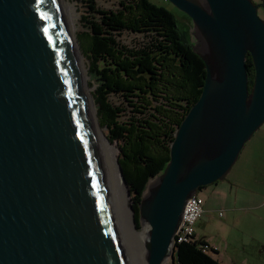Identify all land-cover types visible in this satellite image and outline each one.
Returning <instances> with one entry per match:
<instances>
[{
    "label": "water",
    "instance_id": "obj_1",
    "mask_svg": "<svg viewBox=\"0 0 264 264\" xmlns=\"http://www.w3.org/2000/svg\"><path fill=\"white\" fill-rule=\"evenodd\" d=\"M167 1L191 19L206 78L138 205L139 253L118 211L63 1L0 0V264H165L188 199L224 181L264 124V2ZM135 213L132 203L139 231Z\"/></svg>",
    "mask_w": 264,
    "mask_h": 264
},
{
    "label": "trees",
    "instance_id": "obj_2",
    "mask_svg": "<svg viewBox=\"0 0 264 264\" xmlns=\"http://www.w3.org/2000/svg\"><path fill=\"white\" fill-rule=\"evenodd\" d=\"M118 3L116 9H105L97 0H87L90 15L78 41L95 85L99 124L117 144L141 229L138 205L150 180L170 159L176 129L201 94L206 65L194 51L191 26L172 9L152 0ZM124 34L132 35V41H124ZM246 65L251 90L250 55ZM205 244L211 246L205 236L176 243L173 264H224L211 254L217 249L211 247L209 253Z\"/></svg>",
    "mask_w": 264,
    "mask_h": 264
},
{
    "label": "rangeland",
    "instance_id": "obj_3",
    "mask_svg": "<svg viewBox=\"0 0 264 264\" xmlns=\"http://www.w3.org/2000/svg\"><path fill=\"white\" fill-rule=\"evenodd\" d=\"M63 1L72 6L71 15L68 17L80 47L78 35L86 28V18L90 15L87 0ZM152 1L172 9L180 17L182 23L192 27V22L187 20L182 12L169 1ZM97 2L101 8L105 9H116L119 4L118 0H97ZM258 13L264 18L262 7L259 8ZM122 38L127 43L132 41V35L124 34ZM81 54L87 69L88 90L92 94L95 85L89 76L87 60L82 51ZM101 128L107 136L106 128ZM253 141L246 142L248 144L241 151L240 159L224 180V184L231 191L223 202L214 199L210 191L211 188H209L212 184L198 192L206 201V212L195 226L196 237L205 236L209 244L218 250V253L213 255L224 264H264V182L261 183L250 178L256 176L257 171L255 163L252 164L251 161H247L249 145L251 146ZM113 144L117 146L116 142ZM222 203L225 206H230L231 210L222 208L223 212L220 214L221 208L219 206H222ZM138 230L141 231L142 226ZM142 251L140 250L139 253ZM174 261L175 256L173 255L166 264H173Z\"/></svg>",
    "mask_w": 264,
    "mask_h": 264
},
{
    "label": "bare ground",
    "instance_id": "obj_4",
    "mask_svg": "<svg viewBox=\"0 0 264 264\" xmlns=\"http://www.w3.org/2000/svg\"><path fill=\"white\" fill-rule=\"evenodd\" d=\"M63 4L66 8L67 15L70 17L72 6L69 5L67 2H64V1H63ZM69 20H70V18H69ZM70 24H71V20H70ZM71 31H72V35H73V38L75 41V37H74L75 33H74L72 27H71ZM75 44H76V41H75ZM76 47H77V44H76ZM78 55L80 57L82 73H83L86 89H87V92L89 95L91 108L93 110L95 120H97L96 109H95V106L93 105V102L91 99V93L88 90L89 89L88 83L86 81V78H87V71L86 70L87 69L85 67L84 58H83L82 54L79 52V49H78ZM96 123H97V121H96ZM97 128L99 131L100 141L102 144V151H103V154L105 156V161H106L110 181L112 184V188H113L114 194L116 196V199L118 201V203H117L119 206L118 211L121 215L127 237L130 240V242L132 243V245L135 247V249L137 251L139 249V251H140V250H142V239L144 238L145 231H143V230L142 231H136L134 229L133 217H132V200H131V196L129 194L128 186L126 185V183L123 179L121 170H120V166H119V162H118V154H119L118 148L115 144H113L112 142L109 141V139L107 138V136L103 132L102 128L98 124H97ZM142 253H143V251H142Z\"/></svg>",
    "mask_w": 264,
    "mask_h": 264
},
{
    "label": "crops",
    "instance_id": "obj_5",
    "mask_svg": "<svg viewBox=\"0 0 264 264\" xmlns=\"http://www.w3.org/2000/svg\"><path fill=\"white\" fill-rule=\"evenodd\" d=\"M254 1L256 3H263L264 2V0H254ZM261 7L264 10V5ZM254 139H255V141H253ZM252 141H253V143L252 144L250 143L251 146L249 145L247 161H251L252 164L255 163L257 175L252 176L250 178L253 179L254 181L258 180L262 183V182H264V124L256 133H254V135L252 136V138L248 142H252ZM247 144L248 143H246L245 146H247ZM239 159H240V156H239L238 160ZM261 175H262V177H261ZM224 182L225 181H218L217 183H214L211 185V187H209V188H211L210 191L212 192L214 199L217 201H220V202H223V200H225L227 198V196H229V192L231 191V190H228V186L225 185ZM219 207L221 208L220 213L223 212L224 208L231 210L230 206L229 207L225 206V205H223V203H222V206H219ZM204 209L206 212V203L204 204ZM207 211H210V210H207ZM197 223H198V221H197ZM207 242L209 243V241H207ZM216 253H218V252H216ZM211 254L213 255L214 253H211Z\"/></svg>",
    "mask_w": 264,
    "mask_h": 264
},
{
    "label": "built area",
    "instance_id": "obj_6",
    "mask_svg": "<svg viewBox=\"0 0 264 264\" xmlns=\"http://www.w3.org/2000/svg\"><path fill=\"white\" fill-rule=\"evenodd\" d=\"M204 204L205 199L198 193L188 199L181 224L175 235L174 246L176 243L194 241L197 239L195 226L205 212ZM220 214H222V212ZM211 247L213 246L205 244L204 250L211 253Z\"/></svg>",
    "mask_w": 264,
    "mask_h": 264
}]
</instances>
